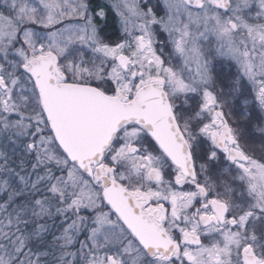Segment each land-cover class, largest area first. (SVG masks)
<instances>
[{"label":"snow or ice","instance_id":"1","mask_svg":"<svg viewBox=\"0 0 264 264\" xmlns=\"http://www.w3.org/2000/svg\"><path fill=\"white\" fill-rule=\"evenodd\" d=\"M163 3L159 18L148 0L0 4V188L24 201L0 223V264H264V115L242 146L201 47L215 37L239 66L217 73L228 95L247 77L264 113V0ZM157 24L179 65L157 49ZM29 214L67 226L26 236Z\"/></svg>","mask_w":264,"mask_h":264},{"label":"flooded vegetation","instance_id":"2","mask_svg":"<svg viewBox=\"0 0 264 264\" xmlns=\"http://www.w3.org/2000/svg\"><path fill=\"white\" fill-rule=\"evenodd\" d=\"M151 0H148L150 2ZM93 2H104V0H93ZM109 4L115 2V0H108ZM140 3V0H138ZM144 2L140 6L143 8ZM150 5V4H149ZM163 12V11H162ZM166 12V10H165ZM118 16L116 15L115 9L109 10V16H108V25H107V31L108 32H117V23H118ZM181 20L184 22H188L185 17H182ZM112 29V30H111ZM152 31L155 34V38L157 40V49L159 46H161V43H163L165 48V55L167 56H173L172 63L173 65H179L181 63V59L178 56H175L172 51V44L169 41L168 34L163 30V28L160 25H153ZM195 31V29H193ZM239 40V37L237 38ZM216 39L215 37H209V40L202 41L201 47L204 50L205 57L211 61L212 65L215 67L216 71L213 73V75L216 77V88L213 89L217 92L218 96L221 98L222 102L224 103L223 111L225 113V118L227 119L228 123L232 127H238L245 133L244 139L241 140V145L246 148H251V141L253 140L252 133L253 131L257 132L259 131L258 127H254L259 123V116L264 115V113L260 112L259 103L255 102L254 100V92H257L256 86L251 82L247 80V77L244 78L245 80V86L243 89V95H228L229 92V83L228 79L222 75H217V73H220L223 69L224 72L235 74L238 71L239 66L237 65L236 61L231 59L227 55H220L217 53L215 47ZM189 70L193 75H195L196 72V65L190 64ZM242 71V70H241ZM187 74V73H186ZM247 113L248 115H244L243 113ZM207 122V121H205ZM258 144V140H257ZM250 155H253L254 158L259 159L260 153L259 152H252L249 151ZM224 156H221V163L222 167H228L226 163H224ZM264 162V161H262ZM235 175V173H233ZM167 178V177H166ZM183 190H189L187 187ZM219 190V189H218ZM198 206V205H197ZM167 207V205H166ZM89 211H84L81 213V215L87 216L89 215ZM65 220L63 217H59L55 219V226H49L52 225V221L47 222L46 220L43 221V224H47V227L51 231L49 233V237L51 238L52 234L60 235L63 228L65 227ZM56 226L61 230L60 232H54ZM80 240L85 239V235L81 234L79 237ZM202 239H205L202 237ZM205 243H208V240L205 239ZM78 246V245H77ZM9 250L11 251V246H9ZM75 250V249H72Z\"/></svg>","mask_w":264,"mask_h":264},{"label":"trees","instance_id":"3","mask_svg":"<svg viewBox=\"0 0 264 264\" xmlns=\"http://www.w3.org/2000/svg\"><path fill=\"white\" fill-rule=\"evenodd\" d=\"M154 8H155V10H157V12L159 14L162 13V8L159 6L158 3H157V5L154 6ZM12 160L15 161V163L11 164L10 167L15 168L16 163H18V160L16 159V157H12ZM16 170L19 171V169H16ZM5 178H6V176L2 172H0V184H2V182ZM15 186L16 185L13 184L11 188H0V190H1V192H0V223H2L3 225L8 224V217H11L13 220L15 219L16 209H17L18 205H20L21 203L24 202L23 199L20 198L19 196L13 198L14 202L10 201V195H11L13 189L15 188ZM36 198L38 199V196ZM56 218H59V217H55L53 219L34 220L32 216L26 215V216L22 217V220L25 221L26 223H21L19 225V227H20L21 231L23 232V234L27 236L31 233L30 227L32 225L36 224L37 222L42 224L43 221L46 220L47 222L52 221V225H49V226H55L54 224H55ZM3 231L8 232L9 229L7 227H4ZM11 231L16 232V226L15 225L12 226ZM54 232H55V230H54ZM19 234L20 233H17V235H19ZM46 239L51 240V238H49V236H47ZM6 243H7L6 241H4L2 238H0V244L6 245ZM8 248H9V246H8ZM29 248H31L33 252H35L37 250L38 245L35 243L34 238H33V240L29 241ZM27 251H28V249H25V252H27Z\"/></svg>","mask_w":264,"mask_h":264},{"label":"rangeland","instance_id":"4","mask_svg":"<svg viewBox=\"0 0 264 264\" xmlns=\"http://www.w3.org/2000/svg\"><path fill=\"white\" fill-rule=\"evenodd\" d=\"M144 2V0H140V3L142 4ZM159 4V6L162 8V13H158L157 12V10H155V8H154V6L155 5H157V3ZM3 3V0H0V4H2ZM149 4H150V6L153 8V11L156 13V15H157V18H159V17H162V16H165V7H164V3H163V0H151L150 2H148ZM0 11H3V9L2 8H0ZM5 14H7V13H5ZM182 17H184V16H181L179 19H181ZM186 23V22H185ZM117 28H118V23H117ZM37 31H42V29H40V28H37L36 29ZM202 30V29H201ZM217 44V43H216ZM215 47H217V45L215 46ZM159 48H160V46H159ZM159 48H158V50H159ZM163 50L165 51V48H163ZM256 93L257 92H254V100H255V102H258L256 99H255V96H256ZM12 119H16V117L13 115L12 117H11ZM42 174V173H41ZM57 174H59V173H57ZM33 179H35V177H33ZM0 192H1V190H0ZM39 198V197H38ZM30 215V214H29ZM31 216V215H30ZM37 224H40L39 222H37L36 224H34V225H32L31 227H30V232L32 233V232H34V230H35V228H36V226H37ZM43 224V223H42ZM46 226H47V224H46ZM67 226V224L65 223V227ZM61 230H59V228L56 226V228H55V232H60ZM51 232V231H50ZM49 232V233H50ZM50 238V237H49ZM1 249H0V256H4L5 258H7V256H6V253H5V251H4V249L2 248V247H0ZM10 248H8V250H9ZM10 251V250H9ZM21 259H23V257H21Z\"/></svg>","mask_w":264,"mask_h":264}]
</instances>
